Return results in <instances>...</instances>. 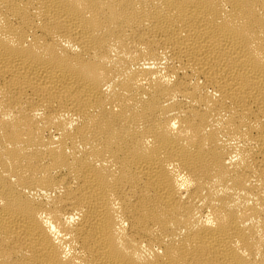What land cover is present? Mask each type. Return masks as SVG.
Listing matches in <instances>:
<instances>
[{
  "label": "bare ground",
  "instance_id": "obj_1",
  "mask_svg": "<svg viewBox=\"0 0 264 264\" xmlns=\"http://www.w3.org/2000/svg\"><path fill=\"white\" fill-rule=\"evenodd\" d=\"M0 264H264V0H0Z\"/></svg>",
  "mask_w": 264,
  "mask_h": 264
}]
</instances>
